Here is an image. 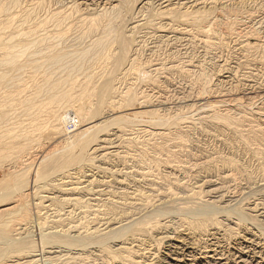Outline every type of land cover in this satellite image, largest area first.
<instances>
[{
	"label": "rangeland",
	"instance_id": "374dc122",
	"mask_svg": "<svg viewBox=\"0 0 264 264\" xmlns=\"http://www.w3.org/2000/svg\"><path fill=\"white\" fill-rule=\"evenodd\" d=\"M0 74V264H264V0H0Z\"/></svg>",
	"mask_w": 264,
	"mask_h": 264
},
{
	"label": "bare ground",
	"instance_id": "6f19581e",
	"mask_svg": "<svg viewBox=\"0 0 264 264\" xmlns=\"http://www.w3.org/2000/svg\"><path fill=\"white\" fill-rule=\"evenodd\" d=\"M114 8V7H113ZM113 26H108L106 28V31L103 33L102 37H99L98 40L94 41L93 44L91 46H83L82 48H78V49H75L73 47H68L67 50L63 51V52H58V51H50L47 53V55L44 57L46 58V61L43 63V64H32V68L36 69V70H39L41 68H45V71L50 74V75H53L55 74L56 72H54L51 68L54 67V66H61L63 68V73H66V74H74L76 72H85V73H88L91 75V72L93 71V68L94 66L101 61L102 57L104 56V53L106 52V49L107 47L113 42L112 41V37L110 38L109 34L112 35V33H110L111 31H113ZM209 29V28H208ZM207 29V30H208ZM212 29V27H211ZM206 30V29H205ZM204 30V31H205ZM209 33V32H208ZM208 35V34H207ZM79 40V39H78ZM82 41V39H80ZM80 41V42H81ZM80 42L78 44H80ZM77 43V42H76ZM82 44V43H81ZM113 44V43H112ZM111 46V45H110ZM23 51L19 52L18 55L15 54V53H12L10 54L6 61L10 62V64L12 65H16V66H20L19 64V54H21ZM22 67H19V70H21ZM163 69V68H162ZM87 75V74H86ZM55 78V75L53 76ZM56 77H59L58 75ZM61 77V75H60ZM63 79V78H62ZM58 78L57 80H55L56 82H50L51 80H47V83L44 84L41 88H40V93L43 94V96L47 99V101L49 102L48 104L50 105H53V104H58L64 100H66L68 98V92L67 90L65 89V84L63 82V80ZM8 82V79L7 77L3 76L0 74V86L7 83ZM67 83V82H66ZM87 95H90L92 97L89 98V103L92 101V98H93V95L91 93H88ZM87 97V96H86ZM89 97V96H88ZM87 97V98H88ZM87 101V99H86ZM85 101V102H86ZM87 103V102H86ZM208 106V105H207ZM240 107V106H239ZM140 106L137 107V108H133L132 110L128 109L129 112H132V113H129V114H135V115H138V116H141L139 114H143L144 112H142L140 109ZM209 108V107H208ZM127 111V110H126ZM129 116V115H128ZM144 116V115H143ZM133 117V116H132ZM131 118V117H130ZM135 118V116L133 117ZM146 118V116H145ZM149 118V117H148ZM146 118V119H148ZM208 118V117H206ZM204 119V118H203ZM206 120V119H205ZM233 120V119H232ZM137 121V120H136ZM141 121V120H140ZM143 121V120H142ZM145 121V120H144ZM157 121V118L156 120ZM212 121V120H211ZM147 122V120H146ZM160 122V120H158V123ZM204 123V121L202 122ZM134 124V123H133ZM154 124V123H153ZM136 125V124H134ZM155 125V124H154ZM139 126V125H138ZM145 127V125H142V127ZM140 127V126H139ZM188 127V126H187ZM149 129V128H148ZM147 130V129H146ZM157 130V129H156ZM161 130V129H160ZM145 131V130H144ZM149 131V130H148ZM153 131V130H152ZM142 133V132H141ZM146 133V132H145ZM144 133V134H145ZM137 134V133H136ZM143 134V133H142ZM153 134V133H151ZM156 134V133H155ZM149 135V134H147ZM160 135V134H159ZM133 138V136H132ZM152 138V137H151ZM132 140V139H131ZM134 141V140H133ZM127 142H130V141H127ZM118 145L119 143H114V144H110V146H114V145ZM4 148V147H3ZM5 149V148H4ZM2 151V150H1ZM0 151V152H1ZM112 155L113 153L110 152V153H107V154H104L102 155L103 156H106V155ZM140 155V154H139ZM6 158V157H5ZM9 157H7L8 159ZM5 161V159H2ZM66 161V160H65ZM0 162H1V159H0ZM5 162H3V165H4ZM2 164V163H1ZM11 164V163H9ZM13 164V163H12ZM65 164V163H64ZM63 164V165H64ZM6 165V164H5ZM62 165V167H63ZM66 165V164H65ZM10 167V166H9ZM14 167V166H13ZM17 168V167H16ZM64 169V168H63ZM63 169H60L61 171ZM134 169V168H133ZM118 171V170H117ZM16 175L18 176V173L16 172ZM16 176V177H17ZM14 176V178H16ZM32 184V183H31ZM34 186L37 185V182L35 181L34 183ZM32 184V186H33ZM9 185V184H8ZM11 185V184H10ZM16 185V184H15ZM17 186V185H16ZM13 187V186H12ZM26 187V186H24ZM23 187V188H24ZM29 187V186H28ZM27 187V188H28ZM40 186H38L39 188ZM15 188V187H13ZM33 188V187H32ZM35 188V187H34ZM83 188V187H82ZM104 188V187H103ZM22 189V188H21ZM29 189V188H28ZM28 189H24L25 191L28 190ZM100 189V188H99ZM16 190V192H13V194L18 197V187L16 189H14V191ZM22 190V191H24ZM35 190V189H34ZM83 190V189H81ZM117 190V189H116ZM20 191V190H19ZM37 191V190H36ZM39 191V189H38ZM97 194L96 196H102V197H107V189H101V190H96ZM36 193V192H35ZM20 194V193H19ZM30 194V193H29ZM28 194V195H29ZM95 197V196H94ZM46 198V197H44ZM79 200V199H78ZM77 201V199H76ZM81 201V200H79ZM79 202L77 201L76 204H78ZM18 205H15V207H12V208H9L5 211H9V210H12L13 208H17ZM85 208V207H84ZM206 212H209L208 209H202L201 211H198L197 213L198 214H203V213H206ZM68 214L71 213V211L67 212ZM192 213V212H191ZM194 213V212H193ZM192 213V214H193ZM210 213V212H209ZM260 213V212H259ZM144 216H139L137 218H132L130 221H128L126 223V227L129 225H133L135 224L136 221L140 220V219H143ZM121 226H124L123 224L120 225ZM124 226V227H125ZM119 228V227H118ZM122 228V227H121ZM92 234H95V230H93ZM51 233V232H50ZM53 234V233H51ZM98 235V233L96 234V236ZM80 236V234H79ZM94 236V235H93ZM25 238H19L18 240V243L20 244L18 247H21L23 246V242H24ZM210 246V245H209ZM212 249V248H211ZM20 250V249H19ZM65 251H67L65 249ZM98 253L102 252V251H99V250H96ZM68 252V251H67ZM19 253V252H18ZM57 253H63V252H57ZM54 254V253H52ZM70 254H66V255H59V256H55V257H52V256H49V257H46L44 255H41V259L40 260H36V261H40L42 262L43 264H64L65 262H67L66 264H68L69 261H67L66 259V256L68 257ZM50 260V261H49ZM18 264H29V262H25V263H18Z\"/></svg>",
	"mask_w": 264,
	"mask_h": 264
},
{
	"label": "built area",
	"instance_id": "2783aa9c",
	"mask_svg": "<svg viewBox=\"0 0 264 264\" xmlns=\"http://www.w3.org/2000/svg\"><path fill=\"white\" fill-rule=\"evenodd\" d=\"M79 126V120L74 115H68L66 119V127L69 130H75Z\"/></svg>",
	"mask_w": 264,
	"mask_h": 264
}]
</instances>
